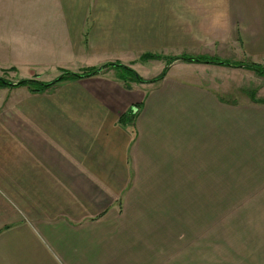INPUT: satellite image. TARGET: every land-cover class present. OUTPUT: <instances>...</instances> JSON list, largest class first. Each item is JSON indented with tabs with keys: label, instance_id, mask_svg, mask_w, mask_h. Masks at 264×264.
Wrapping results in <instances>:
<instances>
[{
	"label": "crops",
	"instance_id": "obj_1",
	"mask_svg": "<svg viewBox=\"0 0 264 264\" xmlns=\"http://www.w3.org/2000/svg\"><path fill=\"white\" fill-rule=\"evenodd\" d=\"M21 2L0 9V76L12 84L108 63L144 80L167 70L145 83L110 66L44 91L0 88V264H182L176 250L240 166L247 203L264 212V103L227 101L171 71L203 64L166 62L264 65V0ZM142 61L162 63L142 74Z\"/></svg>",
	"mask_w": 264,
	"mask_h": 264
},
{
	"label": "rangeland",
	"instance_id": "obj_2",
	"mask_svg": "<svg viewBox=\"0 0 264 264\" xmlns=\"http://www.w3.org/2000/svg\"><path fill=\"white\" fill-rule=\"evenodd\" d=\"M21 4V0H0V9L2 6L19 7ZM0 21H6V18H1ZM4 54L5 46L0 44V56ZM150 54L160 57L157 53ZM166 62H164L165 66H167ZM234 62L251 63L248 60ZM158 63L162 61L151 63L142 61L140 64L144 69L138 71L142 74L150 73L156 65L158 66ZM189 63L203 65L174 66L171 71L185 72L196 80L213 85L218 94L227 101L241 104L251 101V104L252 102L261 103L260 100L264 99V75L248 69L233 70V67L229 68L226 65ZM123 74L126 76L125 72ZM223 91H226V94ZM253 109L257 110V107ZM251 110L248 109V112ZM246 127L240 124L239 133L244 132ZM242 169L240 166L241 180L239 179L236 184L233 183L234 187L228 186L232 183H224L227 187L222 189V204L213 202L206 205V222L203 229L197 235L192 234L188 244L185 240L181 253L176 250V263L179 259H183L182 264H264V225L261 221L264 213L263 206L247 203L246 170ZM254 216L256 220L253 219ZM257 217L260 221H257Z\"/></svg>",
	"mask_w": 264,
	"mask_h": 264
},
{
	"label": "trees",
	"instance_id": "obj_3",
	"mask_svg": "<svg viewBox=\"0 0 264 264\" xmlns=\"http://www.w3.org/2000/svg\"><path fill=\"white\" fill-rule=\"evenodd\" d=\"M141 57H142V59H149V58H154L155 56H154V54L145 53ZM175 60H182L184 62L207 63V64L212 63V64H218V65H226V66H230V67H234V68H245V69L252 70L259 75H264V66L257 64V63H253V62H251V63L234 62V61H230V60L219 59V58L213 57V56H192V55H188V54H181L178 56L169 57L167 63L170 64ZM110 66L120 68L121 71L125 72L126 76H131L132 79L136 80L137 82H141V83L158 81L165 76L166 70H167V68L165 67L157 77H155L151 80H144L141 76L138 75V73L135 70H133L132 68H129L127 66L121 65V64L108 63V64H104L101 68L110 67ZM100 69L99 68L93 69V70L86 71L83 73H73L70 71H65L64 73L59 75V77L55 78L54 80H52L50 82H41V81H38L35 79H21L18 82L12 84L11 82L7 81L6 79H4L3 77L0 76V88L1 87L27 85L34 92L44 91L46 89H49L50 87H52L53 85H55L56 83L62 81L63 79H65L67 77H72V78L87 77V76H91V75L98 73L100 71ZM251 99L255 100L254 97H251ZM255 101H258V100H255ZM260 102L264 103V99L260 100Z\"/></svg>",
	"mask_w": 264,
	"mask_h": 264
}]
</instances>
